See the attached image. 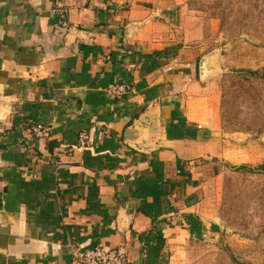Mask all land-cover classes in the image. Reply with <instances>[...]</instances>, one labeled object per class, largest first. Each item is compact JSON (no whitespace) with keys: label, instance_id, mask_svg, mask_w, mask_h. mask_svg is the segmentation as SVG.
<instances>
[{"label":"crops","instance_id":"crops-1","mask_svg":"<svg viewBox=\"0 0 264 264\" xmlns=\"http://www.w3.org/2000/svg\"><path fill=\"white\" fill-rule=\"evenodd\" d=\"M180 2L0 0V215L34 248L13 261L79 264L103 245L173 264L206 236L200 189L222 140L202 19ZM110 84L126 94L108 99Z\"/></svg>","mask_w":264,"mask_h":264},{"label":"rangeland","instance_id":"rangeland-1","mask_svg":"<svg viewBox=\"0 0 264 264\" xmlns=\"http://www.w3.org/2000/svg\"><path fill=\"white\" fill-rule=\"evenodd\" d=\"M180 3L204 26L202 87L218 109L223 154L206 164L200 189L206 236L185 237L173 264H264V174L253 171L264 160V0Z\"/></svg>","mask_w":264,"mask_h":264},{"label":"water","instance_id":"water-1","mask_svg":"<svg viewBox=\"0 0 264 264\" xmlns=\"http://www.w3.org/2000/svg\"><path fill=\"white\" fill-rule=\"evenodd\" d=\"M207 61V58H202L199 61L198 68L201 77L204 75V66ZM140 126L141 121L136 126L125 130L124 143L129 144L138 138ZM22 231V224L18 220L0 215V254L5 255L8 261L25 257L34 251L33 246Z\"/></svg>","mask_w":264,"mask_h":264},{"label":"built area","instance_id":"built-area-1","mask_svg":"<svg viewBox=\"0 0 264 264\" xmlns=\"http://www.w3.org/2000/svg\"><path fill=\"white\" fill-rule=\"evenodd\" d=\"M127 92L124 85L110 84L103 93L112 100L121 99ZM48 129L36 124L31 127L30 133L35 139H40L46 136ZM81 139H86V136L81 135ZM74 259L79 264H128L127 253L124 247L109 248L103 245H95L89 249L79 250L75 253Z\"/></svg>","mask_w":264,"mask_h":264},{"label":"trees","instance_id":"trees-1","mask_svg":"<svg viewBox=\"0 0 264 264\" xmlns=\"http://www.w3.org/2000/svg\"><path fill=\"white\" fill-rule=\"evenodd\" d=\"M263 71H264V69H263ZM247 73L250 74V75H253V76L258 74L257 71H247ZM245 168H247V167L246 166H241V167L236 168V169H245ZM253 171L260 172V173L264 174V160L257 166V168L253 169Z\"/></svg>","mask_w":264,"mask_h":264}]
</instances>
